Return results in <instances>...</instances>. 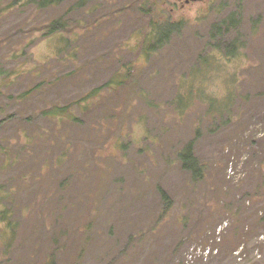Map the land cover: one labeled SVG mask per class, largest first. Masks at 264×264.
Returning a JSON list of instances; mask_svg holds the SVG:
<instances>
[{"label": "rangeland", "instance_id": "374dc122", "mask_svg": "<svg viewBox=\"0 0 264 264\" xmlns=\"http://www.w3.org/2000/svg\"><path fill=\"white\" fill-rule=\"evenodd\" d=\"M45 1L0 0V264H264V0Z\"/></svg>", "mask_w": 264, "mask_h": 264}, {"label": "trees", "instance_id": "16d2710c", "mask_svg": "<svg viewBox=\"0 0 264 264\" xmlns=\"http://www.w3.org/2000/svg\"><path fill=\"white\" fill-rule=\"evenodd\" d=\"M54 0H47L45 1L46 3L53 2ZM44 2V1H43ZM178 26L180 25H173V24H165V25H159L154 28V35H153V43L151 50H156L158 49L162 44H164L170 34L172 32H178ZM48 32L52 33L58 30H63L66 29V25L61 22V20H54L52 21L48 26ZM118 84V82L115 81V84ZM43 114H45L47 117L52 118V119H67L69 118L70 111L69 108L66 107H54L48 111H45ZM193 142H190L187 144L181 154H180V159H181V167L184 171L190 172L194 178L199 177V172H200V166L198 161L195 159L193 156ZM160 196L162 200L165 202L167 201V196L164 192L159 190Z\"/></svg>", "mask_w": 264, "mask_h": 264}, {"label": "flooded vegetation", "instance_id": "af4514ba", "mask_svg": "<svg viewBox=\"0 0 264 264\" xmlns=\"http://www.w3.org/2000/svg\"><path fill=\"white\" fill-rule=\"evenodd\" d=\"M165 4L170 5L172 9L180 8L186 9L191 7H198L200 10L207 11L215 8L220 0H161ZM206 15L199 16V19Z\"/></svg>", "mask_w": 264, "mask_h": 264}]
</instances>
